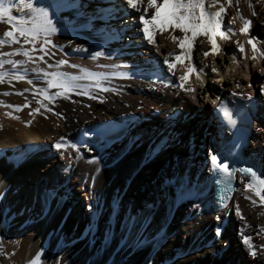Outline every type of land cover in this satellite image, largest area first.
Masks as SVG:
<instances>
[{
    "label": "bare ground",
    "instance_id": "1",
    "mask_svg": "<svg viewBox=\"0 0 264 264\" xmlns=\"http://www.w3.org/2000/svg\"><path fill=\"white\" fill-rule=\"evenodd\" d=\"M77 1L55 0L61 30L50 37L47 55L39 41L24 44L20 38L19 43L0 45V52L9 53L0 60L24 61L17 65L19 71L7 64L0 68L8 72L0 82V264H30L43 249L39 264H264V254L254 260L243 243V236H250L261 253L264 205L239 177L228 206L217 207L208 168L227 134L209 111L213 100L225 97L251 114L255 125L246 155L264 179V80L256 90L249 79L254 69L264 74V0H230L224 5L222 25L234 21L233 32L227 40L214 37L222 49L216 56L202 55L210 48L206 37L193 40L192 63L203 72L199 80L189 75L194 92L188 95L161 83L175 79L168 76L163 57L180 52L168 32L154 34L155 43L149 45L137 35L141 13L127 9L123 0H83L90 7L78 9ZM26 2L19 0L10 14L18 16ZM209 3L212 0H205V6ZM223 4L217 0L211 11ZM241 18L251 22L246 34L239 31ZM6 19L0 18V36L11 30ZM169 31L182 35L178 29ZM249 38L259 50L254 59H249ZM233 41L243 42V58ZM21 46L30 60L17 51ZM98 51L103 55L94 56ZM61 60L67 63L59 64ZM37 67L82 78L49 103L40 94L46 88L44 78L32 72ZM81 69L102 74L99 86ZM13 71L25 78L16 80ZM181 74L178 64L175 75ZM213 78L215 85L209 83ZM56 91L48 89L46 94ZM174 110L179 115L170 119ZM120 115H135L138 122L131 121L119 141L81 139L82 128ZM136 132L140 136L126 148L127 134ZM162 135L171 140L153 152L152 143ZM60 137L63 158L51 147ZM260 191L264 195V189ZM237 207L243 220L235 215Z\"/></svg>",
    "mask_w": 264,
    "mask_h": 264
},
{
    "label": "snow or ice",
    "instance_id": "2",
    "mask_svg": "<svg viewBox=\"0 0 264 264\" xmlns=\"http://www.w3.org/2000/svg\"><path fill=\"white\" fill-rule=\"evenodd\" d=\"M216 2L217 0H212V3L205 6V0H146V2L145 0H123V4L127 5V9L141 13L138 17L139 25L137 35L142 34L143 41H147L149 45H153L155 43L153 39L154 34L168 32L169 38L175 42L176 48L180 49L179 54L168 53L163 57V64L167 69L168 76L175 77V79L168 81L162 79L161 83H166V86L178 89L185 93V95L194 92V89L188 84L189 75L195 74L197 80H199L200 73L203 72V69L198 70L192 63L191 54L193 40L197 37H206L210 48L208 51H204L202 55L208 57L211 53L213 56H216L222 49L216 43L214 37L227 40V34L233 32L231 25L234 21L229 20L226 27L222 25L225 13L224 5L229 4L230 0H224V4L218 7L216 11H211ZM17 4H19V0H0V18L6 17V22L11 25V30H5L2 36H0V45L19 43L20 38H23L24 44H36L39 41L40 51L47 55L45 46L52 44L50 37L61 30L57 27V25L61 23L57 14L58 5L55 3V0H27V2L22 5L24 11H21L18 16H13L10 14L11 7ZM75 7L78 9L80 6L76 4ZM141 7L143 8L142 12ZM241 20L242 24L239 31L241 34H246L251 26V22L244 18H241ZM133 26H136L135 23ZM169 29H178L182 35H172ZM233 43H236V50L240 53L241 58H243V42L233 41ZM247 44L252 49V55L249 56V59H254L256 53L259 51L254 43V38H249ZM157 50L159 51V49ZM17 51L27 59H31L29 51L23 49L22 46L20 49H17ZM12 54L14 55L15 53ZM8 55L9 53L7 52H0V56ZM93 55L101 56L103 53L98 51ZM169 57H171V60ZM261 57L264 58V53H261ZM36 59L43 60V57H37ZM232 59L233 62H235L236 57L233 56ZM185 60L187 61L186 64ZM23 63L24 61L0 60V68L7 64L10 65L11 69L19 71L17 65ZM58 63L66 64L67 62L61 60ZM178 64L182 68V74L176 76L175 70ZM17 71L12 72L13 78L16 80H23L25 78L24 75L17 74ZM212 71L216 72L217 69L213 67ZM32 72L40 73L44 78L46 88H42L40 94L43 95L44 99L48 100L49 103H51L56 96H61L77 87L75 81L82 78L59 71H44L39 67L33 68ZM81 72H86L87 78L96 80L97 86H99L98 81L103 78L102 74L91 73L88 72L87 69H81ZM6 75H8L7 71H0V82H3ZM37 79H40V76H37ZM29 83H32V81L30 80ZM52 88H56L58 91L51 96L47 95V90ZM102 90L109 91L107 88H103ZM260 91L264 93V85H261ZM78 94L86 95L87 93L81 92ZM4 95H8V93H4ZM232 95H236V93H232ZM65 98L67 97L65 96ZM212 102L217 105V113L222 117L223 121L229 126L233 125L235 121L232 119L224 101H220L219 98H216V100ZM36 103L40 104V101L37 100ZM24 106L27 107L26 104ZM41 106L43 107V105ZM16 110L19 111V107H16ZM33 111H38V109H33ZM12 118L15 119V117ZM85 135H87V133H85ZM64 146L63 137H60L58 142L51 145L52 148L60 151L62 158V149ZM210 160L212 172L218 177L217 184L223 185L221 191L224 195L220 196V202L224 206H228L227 197L231 194L233 179V170L230 169V161L226 157L221 156L218 158L217 155H211ZM238 171L251 177L250 182L244 184V188L254 192L255 195L259 197L260 204L264 205V195H261L260 191V189H264V179H259L257 173L252 168H240ZM3 195L4 193L0 192V197ZM245 199H248V197L246 196ZM252 203L255 204L256 201L252 200ZM228 214V212L224 213L225 216ZM235 215L240 220L244 219L239 207L236 208ZM216 219H219V216L216 217ZM220 234L221 229L217 227L216 235L219 236ZM243 243L247 246L249 257L254 260L264 254V245L259 246L261 253H258L251 242L250 236L244 235ZM41 256L42 252H37L30 264H39Z\"/></svg>",
    "mask_w": 264,
    "mask_h": 264
},
{
    "label": "rangeland",
    "instance_id": "3",
    "mask_svg": "<svg viewBox=\"0 0 264 264\" xmlns=\"http://www.w3.org/2000/svg\"><path fill=\"white\" fill-rule=\"evenodd\" d=\"M76 4H79V6H80L79 8H81L82 5H84V8H89L90 7V5L88 3H86V2H84L83 0H78L76 2ZM258 26H259V22H256V23L253 24L254 28H257ZM230 49H231L230 47H227V50H230ZM249 75H250L249 79H250L251 83L254 84L256 90H258L260 85H261V83H262V81L264 80V74L259 72L257 69H254V70H252L250 72ZM217 82H218L217 78H213V79L210 80L209 83L215 85V84H217ZM205 102L210 104L208 100H206ZM209 112H210V115H211L210 117L212 118L213 117L212 116V108H211V110ZM211 126H212V130L210 131V133L214 131L213 124ZM156 200H158V199H156Z\"/></svg>",
    "mask_w": 264,
    "mask_h": 264
}]
</instances>
